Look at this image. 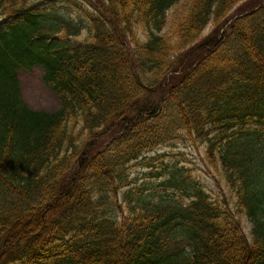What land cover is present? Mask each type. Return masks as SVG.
Instances as JSON below:
<instances>
[{"label": "trees", "instance_id": "1", "mask_svg": "<svg viewBox=\"0 0 264 264\" xmlns=\"http://www.w3.org/2000/svg\"><path fill=\"white\" fill-rule=\"evenodd\" d=\"M240 1L187 0L170 39L180 0H0V264H264V4L222 30ZM35 67L54 112L23 101Z\"/></svg>", "mask_w": 264, "mask_h": 264}, {"label": "rangeland", "instance_id": "2", "mask_svg": "<svg viewBox=\"0 0 264 264\" xmlns=\"http://www.w3.org/2000/svg\"><path fill=\"white\" fill-rule=\"evenodd\" d=\"M186 1L187 0H181L180 3H178L172 10L169 11L167 23L162 33L167 35L170 39L174 38V28L176 27L174 25H176V20L178 17V8H180V5H183V3H185ZM259 1L260 0H243L239 2L236 5V8L228 14L225 20L227 18L228 20H230L240 13L247 12L249 9L254 8L256 5H258ZM211 29L212 26L207 25L206 29L201 32L198 39H204L211 32ZM42 74V69L39 67H35L29 74L24 71H19L18 78L21 94L25 103L32 110L51 113L59 108V101L57 97L50 91V89L42 82ZM170 151L172 154H181L185 158V160L188 161L186 163L191 165L194 170V174L199 178L207 193L212 198H216L217 196L222 195L223 190L224 192H226V189L224 187L222 189L218 187L214 179L208 173V170L203 165L200 158V155L203 153L202 147L196 148L190 145L176 143L172 150L166 148L158 152L159 154H163ZM178 157L180 158V156ZM142 172L143 171L140 169V167L136 166V164L131 166V174L133 177H138L140 179ZM241 224L244 234L248 239H250V224L245 219H241Z\"/></svg>", "mask_w": 264, "mask_h": 264}]
</instances>
